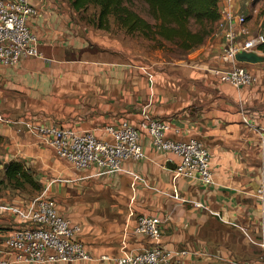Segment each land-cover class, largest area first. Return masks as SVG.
<instances>
[{
	"label": "crops",
	"instance_id": "obj_1",
	"mask_svg": "<svg viewBox=\"0 0 264 264\" xmlns=\"http://www.w3.org/2000/svg\"><path fill=\"white\" fill-rule=\"evenodd\" d=\"M254 1L237 0L234 8L250 16L258 10ZM34 4L38 15L30 26L44 57L0 66V114L11 120L0 121L2 162L21 160L35 170L42 185H51L48 195L61 214L82 226L78 238L95 256H117L124 248L141 251L151 246L150 238L137 233L135 226L140 215L153 214L163 219L161 245L188 250L182 264L261 263L263 252L257 242L264 232V199L259 192L262 189L264 197V65L248 64L260 77L251 86L236 88L214 78L210 68L225 47L220 19L204 43L186 57L166 60L116 48L77 18L78 11L67 0H34ZM226 7L227 1L219 0L221 18ZM249 24L255 29L254 18ZM145 118L169 121L171 139L194 137L210 148L213 184L177 180L183 196L206 208L166 194L172 190L177 157L154 148L144 129L146 157L124 163L125 169L145 179L134 190L130 173L95 176V167L77 170L21 123L67 124L111 139L102 129L105 125L126 119L139 126ZM102 190L112 193L101 195ZM91 192L97 196L94 207L115 198L113 213H95L97 209L87 208L90 203H81ZM79 212L94 226L84 225ZM0 220L14 221L5 216ZM8 228L11 225L0 227Z\"/></svg>",
	"mask_w": 264,
	"mask_h": 264
},
{
	"label": "built area",
	"instance_id": "obj_2",
	"mask_svg": "<svg viewBox=\"0 0 264 264\" xmlns=\"http://www.w3.org/2000/svg\"><path fill=\"white\" fill-rule=\"evenodd\" d=\"M227 7L219 20L225 47L218 63L210 68L214 78L236 88L251 86L259 81L256 70L237 60L238 53L254 51L263 54L264 18L255 29L249 24V15L235 10L237 0H226ZM38 15L34 0H0V66H15L29 57H44L39 38L31 29ZM247 122V119H244ZM0 121L11 120L0 114ZM40 141L53 148L56 154L70 162L77 170L96 168L95 176L128 172L133 176L132 187L145 179L137 172L127 170L128 160L146 157L142 143L144 129L152 139L154 148L177 157L173 169L172 190L167 195L196 207L207 206L181 194L177 180L181 177L195 179L206 185L215 182L210 148L198 138L174 140L167 136L171 123L157 118H145L139 126L124 119L118 124H107L102 129L111 139H102L94 131L78 130L67 124L34 123L21 121ZM51 185L23 203L0 202V216L14 220V225L0 229V264H52L75 261H113L115 264H182L188 250H173L161 245L162 221L158 215L142 214L135 231L145 235L152 245L141 251L124 248L117 256L92 254L78 238L82 226L71 217L59 212L55 200L48 195ZM263 198L262 189L259 190ZM215 215L220 216L218 212ZM221 219H223L221 217ZM225 221V220H224ZM227 222V221H226ZM237 225L234 222H228ZM247 234V233H246ZM263 252L264 232L257 242Z\"/></svg>",
	"mask_w": 264,
	"mask_h": 264
},
{
	"label": "trees",
	"instance_id": "obj_3",
	"mask_svg": "<svg viewBox=\"0 0 264 264\" xmlns=\"http://www.w3.org/2000/svg\"><path fill=\"white\" fill-rule=\"evenodd\" d=\"M67 1L78 12L87 10L91 5L97 7L98 12L93 23L98 28H109L110 17L113 16L127 33H139L160 48L176 47L184 52L204 43L214 30L213 24L221 18L219 0H144L154 22L148 21L131 8L127 0ZM261 13L264 18V6ZM4 173L18 186L28 183L38 188L42 185L26 163L18 159L8 161ZM3 183L0 175V189Z\"/></svg>",
	"mask_w": 264,
	"mask_h": 264
},
{
	"label": "rangeland",
	"instance_id": "obj_4",
	"mask_svg": "<svg viewBox=\"0 0 264 264\" xmlns=\"http://www.w3.org/2000/svg\"><path fill=\"white\" fill-rule=\"evenodd\" d=\"M255 7L258 9L257 11H254L252 15L249 16L250 19L254 18L255 20V25H257V22H260L263 19V15L261 13V9L264 6V0H255ZM127 4L136 10L140 15H142L144 18H146L150 22H154V18L149 12V6L144 0H127ZM98 12V8L95 6H90L87 10L80 11L77 14V18L82 20L83 22L89 23L93 28L95 32H100L101 36L106 37V39H109L111 43H115V47L129 51L132 54L136 55H143V56H148V57H157L161 56L162 58L166 60H171L172 58H184L186 57V53L182 50H178L176 47H166V48H160L156 45L155 42L145 38L143 35L139 33L135 34H130L127 33L126 30L115 21V18L113 16L110 17V26L107 29H102L98 28L94 25L93 20L96 17ZM256 20H258L256 22ZM264 55V53H263ZM264 65L263 63H257L255 65L256 67H261ZM33 176L38 179L37 176H35V170H31ZM0 175L2 176L4 183L1 186L0 189V202H7V203H23L28 201L29 199L35 197L36 195L40 194L46 186L41 185L38 188H35L31 186L30 184L26 183L22 186H18L14 181L9 180L4 173V164L2 162V159L0 158ZM101 195H109L112 193L111 190H102L99 192ZM91 197H85V199L81 200V203H87V205L90 203L91 207L87 208H94L97 209L95 213L99 212L101 214H112L113 212L111 211L112 209H116V206H112L117 204L118 201L115 198H112L111 201H104L102 200L100 204L102 206L94 207L96 204L97 198L96 195H93ZM52 195V194H51ZM101 199V197H98ZM264 199V197L262 198ZM104 202H107V205H109L106 209L103 206ZM81 214L79 217L83 218L85 220H81L84 225L88 226H94V222H89L90 217L85 216L83 213H78ZM92 218V217H91ZM93 220V218H92ZM4 225L7 226H12L14 225V221L10 220L9 222L3 223L0 220V227H3ZM99 225V224H98Z\"/></svg>",
	"mask_w": 264,
	"mask_h": 264
},
{
	"label": "water",
	"instance_id": "obj_5",
	"mask_svg": "<svg viewBox=\"0 0 264 264\" xmlns=\"http://www.w3.org/2000/svg\"><path fill=\"white\" fill-rule=\"evenodd\" d=\"M237 60L245 63L257 64L264 62V55L254 51H243L237 54ZM8 165V162L4 164V167Z\"/></svg>",
	"mask_w": 264,
	"mask_h": 264
}]
</instances>
